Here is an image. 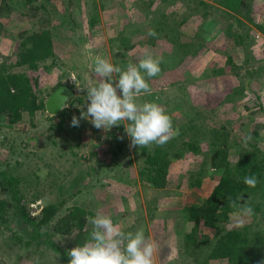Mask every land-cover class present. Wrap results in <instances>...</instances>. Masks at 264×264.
Listing matches in <instances>:
<instances>
[{
	"label": "rangeland",
	"instance_id": "374dc122",
	"mask_svg": "<svg viewBox=\"0 0 264 264\" xmlns=\"http://www.w3.org/2000/svg\"><path fill=\"white\" fill-rule=\"evenodd\" d=\"M68 1L33 2L45 3L49 26H57L52 37L53 55L26 72L34 86L36 78V87L46 97L57 82L64 83L71 77L69 85L75 90L73 101L67 102L60 115L43 108L33 115L24 112L10 124L0 116V170L13 175L20 190L18 203L0 183V198L4 201L0 207V264H35L36 260L43 264H68L61 257V250L48 240L68 252L76 246L73 233L56 232L49 223L41 227L49 235L35 236L29 221L30 217L40 215L42 205L47 202L57 203L58 214L74 203L83 206L90 226L89 218L100 210L110 215L125 232L134 233L142 228L145 237L156 243L154 264H261L264 239L260 243L263 251L259 250L262 254L257 259L235 251L229 256L209 257L208 249L198 252L195 258L185 251L184 235L190 228L191 218L186 205L202 201L220 178L223 168L211 166L207 144L200 143L204 149L194 150L181 139L188 132L193 134V138H188L193 141L194 134L200 131L210 135L212 132L205 130L223 128L221 132L227 134L228 145H223L228 150L226 165L231 168L240 150L253 151L256 161L261 163L262 175L257 177L255 187L240 190L238 203L252 207L251 199L264 189V0H243L242 3L169 0L153 8L148 6L149 0H138L140 6L137 0H70L76 7L80 5L76 12L83 18L72 31L62 24L63 16L58 10L53 11L54 6L62 11ZM238 7L240 10H236ZM156 8L160 10L155 11ZM165 9L172 12L171 18L184 19L182 24L192 23L190 37L200 29L204 49H197L200 39L196 37L188 38L191 42L183 56H177V47L163 34L157 35L154 43L147 42L149 20L161 21ZM91 10L97 18L90 25L84 19ZM38 12H43V8L36 9L22 0L4 2L0 16V53H14L21 31L36 29L41 23L36 21ZM117 12L121 13L120 20L107 19ZM235 19L242 23H236ZM228 20L234 21L233 29L241 33L239 38H235L236 32H232L233 36L225 33ZM129 21H137L141 32L128 39L117 38L114 28L123 29ZM145 51L155 58H163L159 74L146 79L150 95L160 96L152 102L166 110L173 127L179 130L171 138L173 144L167 155V177L171 185L159 188L148 185L140 177L138 169L145 156L139 146L129 148L130 138L123 123L122 127L113 126L107 132L95 128L88 119H81L78 127L70 124L73 115L79 118L81 109L87 110L85 88L97 79L92 71L95 57L126 68L129 62L138 64ZM219 66L222 72L215 70ZM65 72L69 75L65 76ZM148 97L149 93L141 92L137 102L143 103ZM179 99L184 109L176 110L174 106ZM58 119L62 120L61 125L51 126ZM247 136L251 139L245 143ZM21 206L25 214L19 211ZM220 218L225 226L243 225L249 232L264 226L262 213L242 217L238 207L222 212Z\"/></svg>",
	"mask_w": 264,
	"mask_h": 264
},
{
	"label": "trees",
	"instance_id": "16d2710c",
	"mask_svg": "<svg viewBox=\"0 0 264 264\" xmlns=\"http://www.w3.org/2000/svg\"><path fill=\"white\" fill-rule=\"evenodd\" d=\"M36 0H22L23 3L35 8H43V12L37 13V24L41 22L36 29L23 30L20 33V39L17 44V48L12 55H3L0 53V116L5 119V122L10 124L20 119L24 112L33 115L38 109H45V98L40 92L41 89L36 87L37 80L32 84L31 78L26 72L28 69L37 68L39 61L45 59L49 55H53L52 48V29L55 26H49V10L45 9V3L34 4ZM152 4L153 1L149 0ZM183 1V0H182ZM238 3H242L243 0H237ZM6 0H0V16L2 15L3 4ZM203 2V1H201ZM237 4V2H236ZM236 7V6H235ZM234 7V9H235ZM236 10H240L238 7ZM228 11H226L227 13ZM206 11L204 12V16ZM40 15L42 17H40ZM207 15V14H206ZM182 19L181 21H183ZM94 21V20H93ZM161 20L157 22L154 28L155 35L159 32H163L165 38L177 47V56H183L187 53L189 43L188 38L191 33L192 23L186 22L183 27L178 29V24H165ZM235 22L240 24L241 20L235 19ZM226 31L227 35L233 36L236 32L233 29L234 21H227ZM237 24V25H238ZM1 26V22H0ZM233 32V33H232ZM200 29L198 28L193 37L200 39ZM235 38H239L241 33L234 35ZM193 37H190L193 39ZM182 38V40H180ZM205 45H202L200 39V45L197 47L204 49ZM196 49V50H197ZM16 67L21 69L16 70ZM216 71L222 72V66L217 67ZM69 75L65 72V76ZM58 81V80H57ZM61 82H57L56 86ZM181 99L174 108L177 110L182 107ZM70 101H73L70 100ZM184 108V107H183ZM182 109V108H181ZM64 111L62 108L57 115H60ZM3 119V120H4ZM62 120H54L51 126L59 127ZM190 128V123H188ZM119 126L122 127V124ZM193 128H196L194 126ZM198 128V127H197ZM199 129V128H198ZM201 130V129H199ZM197 130V131H199ZM223 128H211L205 131H211L212 134H203L202 131L198 132L194 137L193 141L188 138L193 134L189 132L181 139L185 145H189L194 150L204 148L202 145L207 144L209 147V158L211 166L215 168H223L222 174L218 181L212 187L210 193L199 203H190L186 205V210L189 211L190 215V228L185 232V251L189 254L194 255L197 258L198 252H202L203 249H208L209 257H221L229 256L234 251L239 252L243 256L258 258L262 253L261 241L264 239V226L259 231L247 230L243 225L238 226H225V222L220 218L222 212L227 213L232 210V201L239 203V192L241 189L247 187L244 183V177L249 175H255L260 177L262 172L260 171L261 163L256 161V156L253 151L240 150L235 165L227 167L226 156L227 145L226 139L227 134L221 132ZM219 131V132H215ZM225 131V130H224ZM187 137V138H186ZM207 137V139L205 138ZM193 138V137H191ZM199 140H205L207 142H201ZM202 145H201V144ZM173 141L171 139L163 146H157L153 144L150 147H143L141 153L145 156L142 159V165L138 169L140 177L146 181V183L153 187H165L171 185L168 180V164L169 150ZM225 145V146H223ZM120 146V145H119ZM176 154V153H175ZM0 183L4 187L5 191L12 194L19 203L20 194L17 186V179L8 173L7 170H0ZM252 209L254 213H262L264 217V189L256 196L251 199ZM4 201L0 198V207H3ZM224 206V209H220ZM24 207H20L19 211L21 214ZM59 206L56 202H47L41 207L40 215L29 219L33 225V231L35 236H41L47 233L46 230L42 232L41 227L52 223V227L56 232L73 233V242L77 245H82L85 241L90 239V233L92 226L87 224V211L81 205L74 203L64 213L58 214ZM223 210V211H222ZM1 213V212H0ZM93 216V214H91ZM27 220V217L25 216ZM49 243L56 248L61 250V257L69 261L70 257L66 249L60 248L54 241L48 240ZM26 242H29L28 240ZM206 245V246H205ZM263 251V250H262ZM186 259V258H185ZM42 260V259H41ZM188 260V259H187ZM35 264H43L36 260Z\"/></svg>",
	"mask_w": 264,
	"mask_h": 264
},
{
	"label": "clouds",
	"instance_id": "9594fccd",
	"mask_svg": "<svg viewBox=\"0 0 264 264\" xmlns=\"http://www.w3.org/2000/svg\"><path fill=\"white\" fill-rule=\"evenodd\" d=\"M148 34L154 36L155 32L150 29ZM162 59L145 51L138 64L129 62L126 68H121L106 58L95 57L92 71L97 79L85 88L87 110L81 109L79 118L73 115L71 126L78 127L81 119H88L95 128L107 132L123 123L130 138L129 148L165 145L179 134V130L173 127L171 116L155 102H137L141 92L150 94L146 77L159 74ZM244 139L247 143L251 136ZM244 183L255 187L258 179L249 175L244 177ZM232 207H238L242 217L253 214L249 205L232 201ZM88 222L92 225L90 239L68 251V264H154L157 246L145 237L142 228L134 233L125 232L116 226L110 215L100 210Z\"/></svg>",
	"mask_w": 264,
	"mask_h": 264
},
{
	"label": "crops",
	"instance_id": "0c3cea01",
	"mask_svg": "<svg viewBox=\"0 0 264 264\" xmlns=\"http://www.w3.org/2000/svg\"><path fill=\"white\" fill-rule=\"evenodd\" d=\"M134 1H136V0H134ZM162 2L168 3L169 0H157V1H153L152 4H151L150 1H148V6L150 8H153L157 4H160ZM136 3H137V5L140 6V2L138 0L136 1ZM137 5H135V6L138 7ZM79 6L80 5H78V7ZM78 7L74 6L73 5V2H71L70 0L66 4H64L63 8L61 9L62 11H59L60 8L57 7V6H54L53 7L54 8L53 11L58 10L57 12H59L63 16V17H61L62 18V21H63L62 24L63 25L65 24V26L67 27L68 31H72L73 26H74V28L77 29L78 25H80V23L83 22L82 15H80L79 13L76 12ZM65 9H67V10L64 13L65 15H63L62 12ZM95 9H96V6H95ZM92 10L88 13V16L84 19V22H88L90 25L93 24L94 23L93 20L95 21V19L97 18L96 12L95 11L92 12ZM157 10L159 11L160 9L159 8L158 9L156 8L155 11H157ZM171 11H172V9H171ZM120 12L122 13L123 11H120ZM121 13H119V12L115 13L114 14V17H113V15L110 14V15H108L109 17L108 18L106 17V18L107 19L111 18V20L112 19L113 20H120L121 19V16H120ZM170 15H172V12L170 14V12L166 11V9H165L163 11V18L160 19V20H163L165 22V24L167 23L169 25L172 24V23L178 24V29L182 28L183 27V24H182V21H181L182 19L181 18L180 19H176V18L173 19V18H171ZM118 17H119V19H118ZM152 20H149V22L151 21V23L146 26L147 27V42L149 44L154 43L157 35L163 34V32H159V33H157V35H154V36H150L148 34L149 33V30L150 29L151 30H154V28L156 27V24H157V22H156L157 19H152ZM129 22L130 23H128V22L126 23V25H125V27L123 29H121V28L120 29L114 28L116 30L115 31L116 32V35L115 36L117 38H119L120 36H122V38L128 39V38L132 37L133 35L138 34V33L141 32V27L139 26V23L137 21H129ZM184 23H186V22H184ZM54 26L56 27L57 25H54ZM51 29H52V34L51 35L53 37V33H55V28H54V30H53V28H51ZM135 43H136V41H134V42L131 43V44H133V47L135 46ZM126 47H129V46H126ZM53 53H54V50H53ZM159 97L160 96H158V95H154V94H151L150 95L149 94V97L147 98L146 101H151L152 102V101H155V100L159 99ZM182 109H184V108L182 107Z\"/></svg>",
	"mask_w": 264,
	"mask_h": 264
},
{
	"label": "water",
	"instance_id": "95a60500",
	"mask_svg": "<svg viewBox=\"0 0 264 264\" xmlns=\"http://www.w3.org/2000/svg\"><path fill=\"white\" fill-rule=\"evenodd\" d=\"M70 81L71 77H67L47 95L44 103L47 111L57 114L73 98L75 90L69 85Z\"/></svg>",
	"mask_w": 264,
	"mask_h": 264
}]
</instances>
